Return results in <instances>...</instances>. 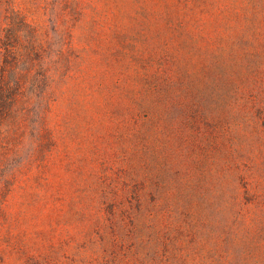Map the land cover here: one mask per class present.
<instances>
[{
	"label": "rangeland",
	"instance_id": "obj_1",
	"mask_svg": "<svg viewBox=\"0 0 264 264\" xmlns=\"http://www.w3.org/2000/svg\"><path fill=\"white\" fill-rule=\"evenodd\" d=\"M34 1L63 70L0 264H264V0Z\"/></svg>",
	"mask_w": 264,
	"mask_h": 264
},
{
	"label": "trees",
	"instance_id": "obj_2",
	"mask_svg": "<svg viewBox=\"0 0 264 264\" xmlns=\"http://www.w3.org/2000/svg\"><path fill=\"white\" fill-rule=\"evenodd\" d=\"M56 1L57 6L62 0ZM20 2L0 0V12H4L0 26V197L14 181L15 172L4 167L10 160L8 152L21 154L15 147L16 138H29V164L45 154L42 141L49 128L44 110L51 100L48 89L54 79L50 67L56 61L57 72L63 70V64L55 58H63L62 47L66 42L61 32L44 31L31 22L24 13L30 9ZM31 8L44 12L52 9L50 0H35ZM12 147L15 150H10Z\"/></svg>",
	"mask_w": 264,
	"mask_h": 264
}]
</instances>
